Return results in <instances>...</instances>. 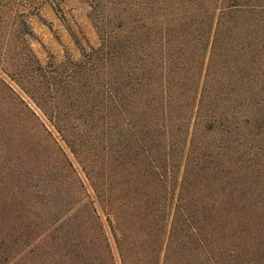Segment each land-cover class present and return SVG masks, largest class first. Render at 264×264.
<instances>
[{
	"label": "trees",
	"instance_id": "trees-1",
	"mask_svg": "<svg viewBox=\"0 0 264 264\" xmlns=\"http://www.w3.org/2000/svg\"><path fill=\"white\" fill-rule=\"evenodd\" d=\"M66 1L0 0V264H264V0Z\"/></svg>",
	"mask_w": 264,
	"mask_h": 264
},
{
	"label": "rangeland",
	"instance_id": "rangeland-1",
	"mask_svg": "<svg viewBox=\"0 0 264 264\" xmlns=\"http://www.w3.org/2000/svg\"><path fill=\"white\" fill-rule=\"evenodd\" d=\"M63 9L68 17L69 26L75 30L80 29L92 43L96 44L98 40L90 20L88 2L86 0H67ZM32 25L39 39L34 41L33 47L40 58L46 59L48 53H52L57 60H61L64 58L66 49L75 57L80 56L68 30V25L60 20L50 6H45L41 15L33 17Z\"/></svg>",
	"mask_w": 264,
	"mask_h": 264
}]
</instances>
